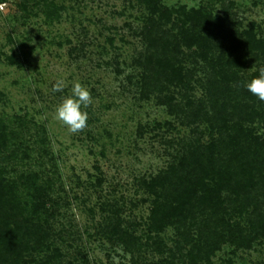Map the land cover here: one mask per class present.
Listing matches in <instances>:
<instances>
[{
	"label": "trees",
	"instance_id": "16d2710c",
	"mask_svg": "<svg viewBox=\"0 0 264 264\" xmlns=\"http://www.w3.org/2000/svg\"><path fill=\"white\" fill-rule=\"evenodd\" d=\"M33 1L46 21L60 20L64 7ZM137 1L145 12L136 31L142 51L132 63L135 85L167 107L169 129L177 123L189 133L168 140L167 167L139 181L151 200L143 231L112 220L106 230L131 253L132 264H146L142 251L162 255L161 264H212L225 245L236 252L264 243V133L258 131L264 129V101L245 87L250 68L256 77L264 67V38L254 25L240 30L231 13L212 7ZM27 3L22 9L34 13ZM34 52L24 39L5 57L19 64ZM13 118L0 115V264H65L51 228L56 173L28 166L34 149L24 136L28 119ZM34 126L41 131L34 150L50 157L55 171L46 128ZM16 164L28 168L16 171Z\"/></svg>",
	"mask_w": 264,
	"mask_h": 264
},
{
	"label": "rangeland",
	"instance_id": "374dc122",
	"mask_svg": "<svg viewBox=\"0 0 264 264\" xmlns=\"http://www.w3.org/2000/svg\"><path fill=\"white\" fill-rule=\"evenodd\" d=\"M25 1L0 0V115L27 118L24 136L36 150L41 131L34 124L46 128L58 169L53 171L52 159L39 156L33 148L28 166L42 174L56 173L49 207L63 262L132 264L131 253L106 227L112 220L137 224L133 230L143 231L151 200L141 192L139 181L167 167L168 140L189 133L177 123L169 129L166 123L173 118L167 107L153 95L142 96L136 87L132 63L142 51L136 31L145 10L137 0H53L64 9L60 20L49 23L33 0L27 4L34 13H25L21 7ZM163 1L169 6L205 5L215 13H231L240 30L254 25L255 33L264 38V0ZM24 39L35 46V52L29 62L11 64L5 55ZM253 73L250 68L248 82ZM59 80L64 81L63 91H53ZM74 82L86 86L93 101L86 109V127L76 133L55 118L56 107L71 94ZM195 92L200 97L204 91L199 85ZM258 131L264 133L263 128ZM28 166L16 164L15 170ZM167 241L173 247L170 238ZM234 249L225 245L212 264H264L263 242ZM161 256L142 251L146 264H161Z\"/></svg>",
	"mask_w": 264,
	"mask_h": 264
},
{
	"label": "clouds",
	"instance_id": "9594fccd",
	"mask_svg": "<svg viewBox=\"0 0 264 264\" xmlns=\"http://www.w3.org/2000/svg\"><path fill=\"white\" fill-rule=\"evenodd\" d=\"M259 75L247 82V91L264 101V67L258 69ZM64 81L59 80L53 87V91H63ZM92 96L89 89L80 82H74L71 87V94L62 99L56 107L55 118L72 133L82 130L87 125L88 112L86 109L92 104Z\"/></svg>",
	"mask_w": 264,
	"mask_h": 264
}]
</instances>
